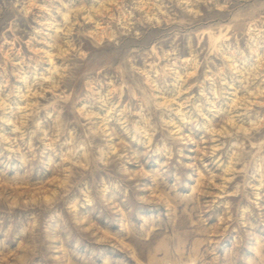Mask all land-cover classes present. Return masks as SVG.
<instances>
[{"label":"rangeland","instance_id":"obj_1","mask_svg":"<svg viewBox=\"0 0 264 264\" xmlns=\"http://www.w3.org/2000/svg\"><path fill=\"white\" fill-rule=\"evenodd\" d=\"M0 264H264V0H0Z\"/></svg>","mask_w":264,"mask_h":264},{"label":"bare ground","instance_id":"obj_2","mask_svg":"<svg viewBox=\"0 0 264 264\" xmlns=\"http://www.w3.org/2000/svg\"><path fill=\"white\" fill-rule=\"evenodd\" d=\"M102 36V35H101ZM98 37V36H97ZM99 37H100V35H99ZM102 38V37H101Z\"/></svg>","mask_w":264,"mask_h":264}]
</instances>
